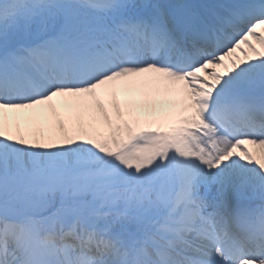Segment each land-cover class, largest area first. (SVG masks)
<instances>
[{
  "label": "snow or ice",
  "instance_id": "snow-or-ice-1",
  "mask_svg": "<svg viewBox=\"0 0 264 264\" xmlns=\"http://www.w3.org/2000/svg\"><path fill=\"white\" fill-rule=\"evenodd\" d=\"M0 264H264V0H0Z\"/></svg>",
  "mask_w": 264,
  "mask_h": 264
},
{
  "label": "bare ground",
  "instance_id": "bare-ground-1",
  "mask_svg": "<svg viewBox=\"0 0 264 264\" xmlns=\"http://www.w3.org/2000/svg\"><path fill=\"white\" fill-rule=\"evenodd\" d=\"M59 104H60V103H59ZM57 110L60 112L61 116H64V115H65L63 104H61V105L57 108Z\"/></svg>",
  "mask_w": 264,
  "mask_h": 264
}]
</instances>
